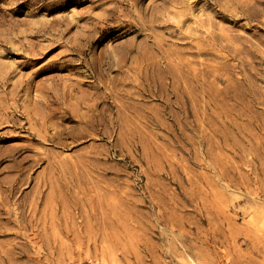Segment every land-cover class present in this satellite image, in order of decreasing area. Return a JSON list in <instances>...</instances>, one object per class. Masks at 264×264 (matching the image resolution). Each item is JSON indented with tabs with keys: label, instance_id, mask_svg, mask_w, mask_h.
<instances>
[{
	"label": "rangeland",
	"instance_id": "rangeland-1",
	"mask_svg": "<svg viewBox=\"0 0 264 264\" xmlns=\"http://www.w3.org/2000/svg\"><path fill=\"white\" fill-rule=\"evenodd\" d=\"M0 264H264V0H0Z\"/></svg>",
	"mask_w": 264,
	"mask_h": 264
}]
</instances>
